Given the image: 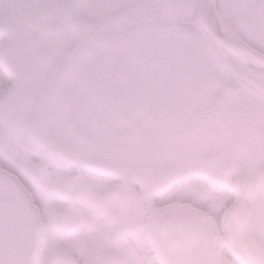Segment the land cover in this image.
<instances>
[{
    "label": "flooded vegetation",
    "instance_id": "flooded-vegetation-1",
    "mask_svg": "<svg viewBox=\"0 0 264 264\" xmlns=\"http://www.w3.org/2000/svg\"><path fill=\"white\" fill-rule=\"evenodd\" d=\"M200 1L178 0L180 6ZM161 4L165 5L164 0H0V16H10L17 29L15 35L7 26L0 32V188L13 196L26 218L28 243L23 264H78L77 261L109 264L111 244L120 242H128L132 247L163 245L160 258L144 253L149 256L150 264L160 261L154 257L163 264H225V255L216 247L223 243L237 254L236 247L242 239L254 234L255 230L249 229V221L242 230L231 216V210L240 201L239 192L233 189L234 182L240 177L251 179L254 174L250 166L256 154L250 158L251 162L247 161V154L244 159L238 153L239 145L228 140L231 131L239 140L243 126L220 124L227 105L219 108L220 119L214 127L189 126L183 113L176 116L175 111L176 100L186 98L177 86L187 83L173 81L168 88L164 81L167 79L160 77L168 72L159 74V69L163 70L161 66L151 67L154 64L148 63L146 67L139 57V61L130 57L123 63L98 61L96 57L102 54L105 59V54L123 50L110 40L109 34L112 26L126 18L112 21L113 16L122 11H128V16L137 15V7L142 5H151L149 11L153 13ZM31 5L38 7L32 12ZM43 8L54 10V14L43 19L39 13ZM166 28L179 32L172 20ZM66 37V45L58 44L57 39ZM116 39L122 38L116 36ZM136 49V46L128 47V51L135 53ZM45 50L55 52L49 66L39 58V53ZM223 65L227 66L223 72L219 68L211 69L214 74L223 75V82L213 88L215 93L211 96L216 99L220 95L217 89H226V98L221 101L234 106L240 89L251 86L253 81L240 78L228 63ZM195 87L194 91L203 96L200 91L205 90V84L201 85L199 80ZM142 90L150 105L145 112L141 106ZM95 104L98 108H94ZM95 112L102 115L99 117ZM41 116H45L47 134L53 142L69 153L55 149L53 143L46 144L35 134L33 122ZM143 119L154 158L147 163L136 153H130L131 148L141 143L143 133L137 135L136 127ZM238 119L241 118L237 122ZM72 121L91 137L92 147L79 143ZM99 126L135 131L125 141L124 156L119 160L111 161L103 152H96L95 129ZM211 133L215 135L213 140L207 137ZM214 142L212 149L210 144ZM176 144L184 147L182 151H202L200 159L218 151L224 155V162L235 163L231 174L212 186L231 183V188L221 191L222 196L215 203L218 206L220 202L225 213L223 221H217L220 211L212 209V200L202 202V206L190 203L192 198L187 190L190 178L197 174L205 179L209 177L200 167L197 152L191 165L189 158L176 157ZM156 146L161 147V157L156 153ZM40 163L45 164V174L36 178L34 168ZM162 168L174 169L175 175L169 176L176 179L171 188L160 191L154 180ZM106 181L117 182L118 190H110L103 184ZM24 187L32 192V199ZM249 195L241 197L243 201L246 198L247 204L248 199H253ZM205 196L203 193L201 197ZM45 204L54 210V224L44 214ZM35 205L40 206L41 213L36 212ZM247 211L250 219L252 212L249 208ZM180 215H191L203 228L201 245L189 254L167 248L159 233L162 219ZM39 220L44 225L41 243L38 242ZM52 231L62 234L66 245H70V236L71 253L69 248L52 251ZM185 242L189 243L190 239L186 238ZM172 243L177 245L181 241Z\"/></svg>",
    "mask_w": 264,
    "mask_h": 264
},
{
    "label": "rangeland",
    "instance_id": "rangeland-1",
    "mask_svg": "<svg viewBox=\"0 0 264 264\" xmlns=\"http://www.w3.org/2000/svg\"><path fill=\"white\" fill-rule=\"evenodd\" d=\"M37 7L38 5H31L32 12L35 11ZM192 7L193 6H191V8ZM137 8L139 10L137 15L131 14L121 24L111 27V32L109 34L111 36L110 40H112V42L114 41L113 43L115 45L123 47L122 52L107 53L104 55L105 59L103 58L102 54H97L96 57L98 58V61L103 60L113 63H123L125 61H128L130 57H132L133 60L134 57H136L139 61V57L141 61L144 62V66L146 67H148V63L154 64L150 65L151 67L161 66L163 70L159 69V74L161 71L163 73L168 72V75L166 76L160 75V77L167 79L164 81L165 84L168 85V88L172 87L173 81L178 84L187 83L183 86H177L180 93L185 95L186 98L183 101L181 99L176 100L178 104L177 110H175L176 116H178V114L180 113H183V117H185L188 112L190 113L191 108L196 110L199 107V102L196 103L199 98L194 92L196 88L195 85L200 80L199 78L206 72H208V70L213 65H215L214 59L217 60V58H219V61H221L220 58H222L223 61L225 63H228V66L232 68L234 73H236L239 77H247L250 81L258 80L264 82L263 70L250 67L247 68L246 66L244 67L235 59L225 54L223 55V53H221L210 43L209 38H207L205 35H201L196 28L192 27L194 32L191 35L188 30L186 31L185 26H182V24L178 23L180 21L181 15L187 14L186 11L190 9V7L182 5L180 7L181 13L176 15L174 18L175 21L173 22L177 25V28L181 30L179 34L175 33L172 29L167 33H161L162 28H164L167 24H170L169 21L167 22L169 18L165 14V9H163L164 7L157 6L155 10H153V13L149 11L148 6H144L143 8L139 6ZM220 8L224 15L231 17L236 21L240 20L243 27L251 31L252 41L255 42V46L264 51V0H229V2L227 0H220ZM190 20L193 22V18H190ZM116 36H120L122 39H116ZM203 40H206L205 43ZM57 42L58 44L66 45L68 39L67 37L63 39L59 38L57 39ZM135 46L137 47V53H135L134 51H128V47ZM167 63L168 65H166ZM167 68H169V70ZM220 83L222 82H219V84ZM144 88L147 89V87ZM144 91L145 90H142L141 106L142 110L145 112L146 110L150 109V105L146 101V99H144ZM261 98L264 100V96H261ZM96 100L97 99H94L93 102H96ZM181 106L183 107L182 110L180 109ZM225 106L226 104L223 105V107ZM247 106L251 111L249 110V112H247ZM94 108H98L97 104L94 105ZM232 111H234V115L233 112L232 114H230L231 111H229V109H226L225 115L222 114L223 117L221 118L222 121L220 122L221 125H245L244 123L248 122L249 120L251 125H245L247 127H241L240 133L238 134L239 140H237L234 133H231L232 131L230 132L231 134H228V140H231L233 143L239 145L238 153L244 159L245 154H247V161L250 160L251 162L252 160L250 158H253L255 154H257L258 157L264 161V153L261 152V148L257 147L260 141L264 142V118H262V115L264 117V103H261L260 100H258L256 97L243 96V98L239 101L236 107L233 108ZM209 113L210 114L207 113L208 116H206L207 114L204 113L203 110H201L199 113H191L188 120L189 126L194 127L207 125L208 127H214L213 125H216V123L220 119V117H218V114L220 113H217V111H211ZM57 115L60 114L58 113ZM95 115L100 117L102 114L95 112ZM199 115L201 117V124H199L196 120ZM239 117L242 121L237 122V118ZM106 125L103 124V126ZM146 128L147 124L144 123L143 119L141 125L138 124L136 127V129L138 130L137 135H139L140 132L143 133L141 143L131 148L130 153H136L139 158H142L143 162L147 163L151 158H153V150L152 144L149 141V137L145 133ZM134 130L135 129L133 128L131 131ZM95 131V136L100 142V145L98 144L99 142L96 145V152H103L106 157L111 159V161L120 159L121 155H123L122 151L126 146L125 141L129 138V134L130 136H133V134H135V131L125 132L119 130H111L102 126H99L97 129H95ZM209 131L210 129L207 128L206 133H208ZM213 131L214 130H212L211 132ZM207 137L213 140L215 138V135L211 133L207 134ZM214 144L215 142L210 144V146H212V149L214 148ZM127 146L129 148V144ZM98 148L100 150H98ZM155 148L157 151L156 153H158V156L161 157V147L156 146ZM189 152L192 157L188 154ZM196 152L198 158L203 156L202 151L187 150L182 152L181 155L190 158L191 160L189 161V163L192 165V161L195 159ZM134 159L135 161L140 162V160H138L137 158ZM153 161L154 160H152V162ZM251 165H253V163ZM256 166H258L259 168L262 167L261 163L257 164ZM252 168L254 169L255 167ZM103 184L106 187H109L110 190L117 191L119 187V184L115 181H106ZM228 188H231V183H226L225 186L213 188L212 184H210V182L208 183L207 180H191L189 181V184L187 186V190L191 195L192 201L194 203L197 202L199 206H202V202L212 200V209L220 211V215L218 214L219 219H217V221H223L225 213H223L221 210L222 208L220 207V202L218 203V206L215 203L222 196L221 191L228 190ZM179 193L183 194L182 192ZM203 193L206 194L205 197H201ZM256 193L257 192H255V195ZM228 196L231 199L233 197V193L231 192V194H228ZM252 197V200L248 199L247 201L249 206L251 207L252 212L249 229L257 230L260 234L259 236L263 238L264 196L254 198L253 195ZM202 198L204 201L201 200ZM175 204L177 203L175 202ZM44 214L46 218H48V220L52 224H54V210L50 209V207H48L46 204L44 205ZM111 239H114V235L111 236ZM68 240L70 241V245H66V239L62 234L52 231L50 240V244L53 246L52 251L69 248L68 253H71L72 250L70 249V247L72 241L70 236H68ZM113 244L117 245V243L111 244V260H113L111 264H150L147 259V257L149 256L147 255L146 257L144 255L145 252L149 254L148 245H143V247H132L128 244V242H120L119 245L114 247ZM154 246V253H157L159 252V250L164 249L162 247L163 245ZM211 247L215 248V246ZM140 248L142 249L140 250ZM216 250L225 255V264H246L244 261L240 262V259L238 260L237 258L235 259L234 257H232L230 246L220 244L216 247ZM116 259H118V261H116ZM77 262L78 264H85L84 261ZM156 264L161 263L157 262Z\"/></svg>",
    "mask_w": 264,
    "mask_h": 264
},
{
    "label": "water",
    "instance_id": "water-1",
    "mask_svg": "<svg viewBox=\"0 0 264 264\" xmlns=\"http://www.w3.org/2000/svg\"><path fill=\"white\" fill-rule=\"evenodd\" d=\"M166 5L172 13L178 9L176 0H166ZM206 9L210 11L211 16L214 18V27L216 29L211 27L206 20ZM52 13L49 10H42L41 16L45 18L46 15ZM127 14V12L121 13L114 17L113 20L122 19ZM198 18L201 27L204 28L217 44L224 47L227 52L237 57L244 64H251L264 69V53L246 42L234 27L223 18L218 0H203L199 8ZM11 22L12 20L8 16L0 17V26L2 28L3 26H7L8 29L15 32L16 30L11 28ZM49 56H51V52L47 51L43 53L44 58ZM33 129L42 141L47 144L50 142V139L46 138L44 117L34 122ZM76 134L80 143L92 145L85 133L76 130ZM222 159V155L214 152L201 161L200 164L214 180L220 181L232 169V166L228 168V164H224ZM34 174L35 177L43 176L45 174V166L43 164L36 165ZM260 182L264 185V171L261 173ZM235 184L243 195L251 190L252 187L251 181L247 182L242 178L238 179ZM232 217L239 223L240 227L245 225L247 215L242 203L236 207V210L232 213ZM187 220H184V218L165 219L160 222V233L164 241L175 251H187L192 246L200 244L203 230L201 228L197 230L196 223L193 220ZM186 238L190 239L191 242L189 244H185ZM173 241H181V243L174 245ZM26 243L27 234L24 215L13 198L7 192L0 189V264H22ZM242 246L249 258L258 264H264V249L257 241L246 237Z\"/></svg>",
    "mask_w": 264,
    "mask_h": 264
},
{
    "label": "bare ground",
    "instance_id": "bare-ground-1",
    "mask_svg": "<svg viewBox=\"0 0 264 264\" xmlns=\"http://www.w3.org/2000/svg\"><path fill=\"white\" fill-rule=\"evenodd\" d=\"M206 17L208 19V22H209L210 26L215 28L214 27L215 26L214 18L211 16V14L207 12Z\"/></svg>",
    "mask_w": 264,
    "mask_h": 264
},
{
    "label": "trees",
    "instance_id": "trees-1",
    "mask_svg": "<svg viewBox=\"0 0 264 264\" xmlns=\"http://www.w3.org/2000/svg\"><path fill=\"white\" fill-rule=\"evenodd\" d=\"M241 30L243 31V32H242V31H241V32H242L243 34H245V33H244V29H241Z\"/></svg>",
    "mask_w": 264,
    "mask_h": 264
}]
</instances>
